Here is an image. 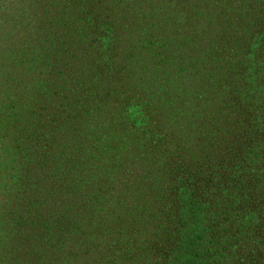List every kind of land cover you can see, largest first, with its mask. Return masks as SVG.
Masks as SVG:
<instances>
[{
  "label": "trees",
  "instance_id": "1",
  "mask_svg": "<svg viewBox=\"0 0 264 264\" xmlns=\"http://www.w3.org/2000/svg\"><path fill=\"white\" fill-rule=\"evenodd\" d=\"M125 2L131 16L107 13ZM185 3L0 5V125L43 100L24 136L37 165L18 160L8 204L24 198L16 221L56 264H71L84 231L132 234L163 212L160 264H264V0ZM134 191L102 224L114 194ZM142 199L155 207L143 213Z\"/></svg>",
  "mask_w": 264,
  "mask_h": 264
},
{
  "label": "rangeland",
  "instance_id": "2",
  "mask_svg": "<svg viewBox=\"0 0 264 264\" xmlns=\"http://www.w3.org/2000/svg\"><path fill=\"white\" fill-rule=\"evenodd\" d=\"M150 2L165 5L166 7H169V10L176 11L186 4L185 0H150ZM0 5L1 7H5L6 5L7 7L8 0H0ZM120 5H122L120 7H124V10L112 11V14L107 10L105 4L102 3V7L105 6L107 13H109L114 19L117 18L119 13L124 12H128V15L131 16L132 4H130V2H125ZM164 13L165 12L157 13L149 20L161 21L160 17ZM151 30H154V28H151ZM126 39L127 37L124 35L123 40ZM48 95H50L48 99L51 100L53 97L51 95L53 94L50 93ZM38 99L39 101L33 107L34 111L31 114V117L29 116L28 118L26 116L23 119V122H16L15 127H12L11 131L4 130L0 125V264H56L53 258V247L40 244L39 240L36 239L35 230L37 228L35 227L30 229V232H27L24 226L25 223L23 225L21 224V221H16L17 216L21 214L23 216L24 209H21L20 207L23 205L24 198L20 197L15 199V197H12V199L9 200L10 204H8V189L10 188L5 182L7 181L9 173L15 172L19 163L23 162L25 155H27V157L24 162H30L32 166L37 165V158L39 156L38 142L32 141L30 143L29 141H25L24 136L26 132L29 133L30 130H34L29 128L36 126L40 121L38 120V115L43 103L41 95H39ZM82 109H85V107L82 106ZM202 122L204 125L207 120L203 118ZM219 133L220 132H217L218 135ZM28 139L30 140V138ZM7 144L9 147H7ZM30 150H32V152H30ZM28 158L29 161H27ZM18 160L20 161L19 163ZM12 166L14 169L11 168ZM157 190H162L163 192L165 187L160 185ZM114 195L116 198V205L112 208L113 210H111L109 214L103 217L102 224L109 222L127 205H133L132 200L136 197V192L118 193ZM88 200L89 199L86 198L84 201L86 207L89 205ZM139 203H142L140 208L143 213L147 210L151 211V209L155 207L154 203L150 200L142 199L141 201H137V206ZM15 212L16 214L14 215ZM147 215L149 219L151 214L148 213ZM164 217L165 212L154 218L151 226H140L141 229L132 234L126 232V234L123 235L116 230H105L106 226H102V234H100V239L98 240L90 238V232L84 231L83 238H87V240L78 242L74 245L70 253V263L160 264V259L157 255L159 253L158 250L165 249L170 244L168 240L162 241V237L165 239L169 237V233L165 231L167 228H164ZM156 230L158 231V234L155 236Z\"/></svg>",
  "mask_w": 264,
  "mask_h": 264
}]
</instances>
